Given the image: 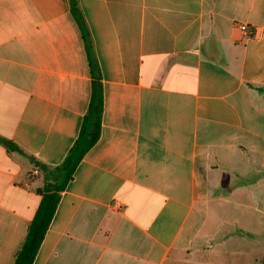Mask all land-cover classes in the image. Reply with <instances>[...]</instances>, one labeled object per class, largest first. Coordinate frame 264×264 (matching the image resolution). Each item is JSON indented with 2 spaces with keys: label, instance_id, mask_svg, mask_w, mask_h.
I'll list each match as a JSON object with an SVG mask.
<instances>
[{
  "label": "crops",
  "instance_id": "0c3cea01",
  "mask_svg": "<svg viewBox=\"0 0 264 264\" xmlns=\"http://www.w3.org/2000/svg\"><path fill=\"white\" fill-rule=\"evenodd\" d=\"M78 2L101 135L33 264H264V0ZM91 95L70 0H0V264H14ZM208 236L216 250H191Z\"/></svg>",
  "mask_w": 264,
  "mask_h": 264
},
{
  "label": "trees",
  "instance_id": "16d2710c",
  "mask_svg": "<svg viewBox=\"0 0 264 264\" xmlns=\"http://www.w3.org/2000/svg\"><path fill=\"white\" fill-rule=\"evenodd\" d=\"M71 13L76 18L81 29L92 74V95L88 112L84 117L81 132L66 155L64 161L55 168L51 177H45L43 197L37 213L32 220L27 237L21 249L15 257L14 264H33L36 255L42 245L47 230L51 224L61 193L72 180L76 168L100 139L102 129V117L104 111V92L101 73L96 59L94 44L89 27L84 19L78 0H70ZM10 151L24 152L11 141H3ZM40 167V164L37 163Z\"/></svg>",
  "mask_w": 264,
  "mask_h": 264
},
{
  "label": "rangeland",
  "instance_id": "374dc122",
  "mask_svg": "<svg viewBox=\"0 0 264 264\" xmlns=\"http://www.w3.org/2000/svg\"><path fill=\"white\" fill-rule=\"evenodd\" d=\"M23 156V155H22ZM25 159H28L29 161H31L32 163L34 162V160H32L31 158H28L26 156H23ZM220 242V239H215V238H212L210 236H208L207 238V241L205 242V244L203 245H200V244H196L194 245V247L191 249V250H197L199 248H202L203 250H216L217 249V245L218 243ZM245 247H252V243H251V239L250 240H246L245 241ZM241 245L239 244H231L229 245V250H237L239 249Z\"/></svg>",
  "mask_w": 264,
  "mask_h": 264
},
{
  "label": "built area",
  "instance_id": "2783aa9c",
  "mask_svg": "<svg viewBox=\"0 0 264 264\" xmlns=\"http://www.w3.org/2000/svg\"><path fill=\"white\" fill-rule=\"evenodd\" d=\"M240 28L244 32H247L248 31V26L247 25H241Z\"/></svg>",
  "mask_w": 264,
  "mask_h": 264
}]
</instances>
